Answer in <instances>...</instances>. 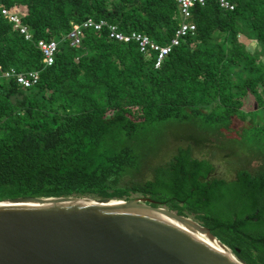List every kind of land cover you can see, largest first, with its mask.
<instances>
[{"label":"trees","instance_id":"trees-1","mask_svg":"<svg viewBox=\"0 0 264 264\" xmlns=\"http://www.w3.org/2000/svg\"><path fill=\"white\" fill-rule=\"evenodd\" d=\"M228 1L233 11L195 7V33L155 69L154 54L110 40L107 28L85 31L79 47L67 37L93 19L167 45L182 22L178 0H0L33 36L0 12V73H40L31 88L0 80V202L148 198L191 217L246 264H264V0ZM41 40L58 43L50 67ZM236 119L250 125L238 132ZM163 122L189 132L165 160L152 142ZM246 131L250 160L228 174L221 142Z\"/></svg>","mask_w":264,"mask_h":264},{"label":"water","instance_id":"water-1","mask_svg":"<svg viewBox=\"0 0 264 264\" xmlns=\"http://www.w3.org/2000/svg\"><path fill=\"white\" fill-rule=\"evenodd\" d=\"M148 203L154 202L76 197L0 202V264H246L191 217ZM187 230L208 235L236 261Z\"/></svg>","mask_w":264,"mask_h":264},{"label":"built area","instance_id":"built-area-1","mask_svg":"<svg viewBox=\"0 0 264 264\" xmlns=\"http://www.w3.org/2000/svg\"><path fill=\"white\" fill-rule=\"evenodd\" d=\"M218 2L220 7L224 10L233 11L235 6L232 5L228 0H178V7L180 10L182 22L180 27L177 29L174 38L167 45H160L156 41H153L149 36L140 33L125 34L120 31L116 25H110L106 21H94L89 19L82 24H74L72 31L68 35V41L71 47H79L82 43L84 32L93 30L95 32H101L105 28L108 29L109 39L122 44H136L140 52L148 56L150 54L155 55V69H160L164 64L167 57L172 53L175 47L180 46L181 41L184 40L188 35L194 34L196 31L195 24L191 21L192 10L201 6L204 7L210 2ZM1 15L7 19L14 27L16 31H19L20 35L28 42L33 41V36L29 32L26 25L23 24L22 17L17 12L5 8L0 2ZM37 47L41 51L44 62L47 67L52 66L55 63L56 53L58 51V43L56 41L46 42L38 41ZM3 78L16 79L18 85L23 88H31L39 83L40 73L31 72L28 74L18 73L15 70L0 73V80Z\"/></svg>","mask_w":264,"mask_h":264},{"label":"rangeland","instance_id":"rangeland-1","mask_svg":"<svg viewBox=\"0 0 264 264\" xmlns=\"http://www.w3.org/2000/svg\"><path fill=\"white\" fill-rule=\"evenodd\" d=\"M240 41L246 44L247 48L250 52H255L257 48L260 50V46L256 41L247 40L245 37H240ZM250 125V122L247 120L246 122H242L236 119L234 124V129L238 132L242 131L243 128H246ZM242 134V136L237 139H228L221 142L219 148V160L223 161L226 165V172L231 174L239 164V161L242 159L245 160L246 164L250 160V151L253 147V141H255L254 137L247 133V131ZM189 137L188 126L184 125L182 127L173 126L171 124L159 123L155 136L152 139L153 148L155 152V156L157 158L161 157L162 159H168L173 153L175 149L176 141L183 142V138ZM231 138V137H230ZM262 148L264 145L260 144ZM218 148V147H216ZM140 195H136L134 197H139Z\"/></svg>","mask_w":264,"mask_h":264},{"label":"bare ground","instance_id":"bare-ground-1","mask_svg":"<svg viewBox=\"0 0 264 264\" xmlns=\"http://www.w3.org/2000/svg\"><path fill=\"white\" fill-rule=\"evenodd\" d=\"M187 232L192 234L193 236H195L196 239H198L199 241H201L202 243H204L205 245H207L211 249L218 252L222 257H224V259L231 261V262L236 261L235 257L231 254V252L223 249L220 246L219 242L211 240L208 235L200 234V233H194L191 230H187Z\"/></svg>","mask_w":264,"mask_h":264}]
</instances>
